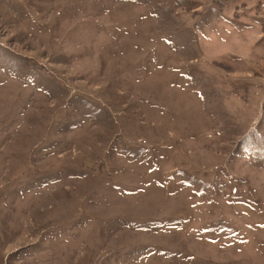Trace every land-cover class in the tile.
I'll return each instance as SVG.
<instances>
[{"label":"rangeland","instance_id":"1","mask_svg":"<svg viewBox=\"0 0 264 264\" xmlns=\"http://www.w3.org/2000/svg\"><path fill=\"white\" fill-rule=\"evenodd\" d=\"M0 264H264V0H0Z\"/></svg>","mask_w":264,"mask_h":264}]
</instances>
